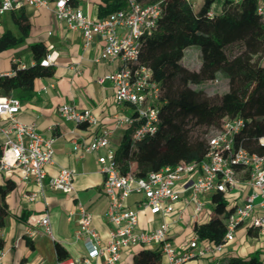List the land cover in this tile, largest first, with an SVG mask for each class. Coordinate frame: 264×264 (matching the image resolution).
Returning a JSON list of instances; mask_svg holds the SVG:
<instances>
[{
    "label": "built area",
    "instance_id": "2783aa9c",
    "mask_svg": "<svg viewBox=\"0 0 264 264\" xmlns=\"http://www.w3.org/2000/svg\"><path fill=\"white\" fill-rule=\"evenodd\" d=\"M25 5L47 7L50 0H0V17ZM52 10L68 29L82 32L85 48L96 37L103 40L97 60L120 62L119 68L109 75V79L117 104L131 105L134 114L119 116L117 125L129 129L139 123L133 134L134 139L155 133L160 120L162 88L153 78L152 69L141 64L140 51L143 39L157 28L162 13L161 3L127 0L125 7L104 17L85 13L73 0H56ZM259 12L264 14V2ZM57 57V51L48 52L41 63L53 65ZM4 74L0 71V75ZM21 107L22 102L18 97L0 94V117L5 120L0 125V132L5 136L0 155V176L10 169H21L22 179L36 187L27 195L32 201L43 195L47 187L64 193L75 192L74 168L64 167L57 175L48 176L47 167L55 162V139L43 135L36 123L20 121L17 114ZM58 111L75 123L98 122L91 109H79L73 104H62ZM244 124L241 117L226 118L221 130L209 138L210 149L204 160L182 161L176 166L152 171L147 177L136 176L132 168L128 172L122 171L117 160V149L112 146L107 133L96 135L91 140L76 141L75 151L81 156L99 153L98 161L104 175L103 191L109 201L105 216L112 229L109 239L105 241L93 226V213L82 201H78L77 210L70 215H77L75 239L83 243L84 252L79 256L57 260L54 264H118L124 249L135 246L159 247L167 264H185L192 259L212 257L223 251L228 243L235 240L242 224L264 232V154L250 152L238 144L237 136ZM260 141L264 144V137ZM245 173L248 176L242 178ZM185 191L190 192L188 202L193 204L195 217L206 211L211 196L216 192H247L243 195V202L237 204L226 219L227 232L223 243L203 241L196 230L184 243L172 239L171 226L185 221L183 207L176 206ZM133 194L142 196L138 209L127 206V200ZM142 211L161 215L160 225L148 230L141 229ZM37 232L54 237L49 212L26 231L30 237ZM4 256L5 250L0 249V264H3Z\"/></svg>",
    "mask_w": 264,
    "mask_h": 264
},
{
    "label": "trees",
    "instance_id": "16d2710c",
    "mask_svg": "<svg viewBox=\"0 0 264 264\" xmlns=\"http://www.w3.org/2000/svg\"><path fill=\"white\" fill-rule=\"evenodd\" d=\"M160 2L162 13L153 34L143 39L140 62L150 67L153 78L162 88L159 123L155 133L134 139L136 125L124 133L117 160L122 171L131 168L138 177L182 161L205 159L209 138L219 132L226 118L241 117L245 124L237 136L238 144L250 152L264 154V14L259 7L264 0H224L221 12L213 11L216 0H205L197 10L188 0H146ZM127 0L108 1L99 8V17L125 7ZM20 10V9H19ZM212 12V14H210ZM21 30L27 33L28 20L15 15ZM18 43L17 37L5 32L0 37V52ZM197 46L201 55L198 69L183 65L189 48ZM35 62L29 66L14 64L12 74L0 75V94L30 97L38 77L52 76L54 66L42 65L46 46L32 45ZM223 76L229 88L223 94H209L202 83ZM248 175L245 173L242 178ZM15 188L8 180L0 185V230L6 224L7 196ZM212 218L196 225V233L203 241L224 242L226 219L236 205L230 194L216 192L211 196ZM249 227L248 233H253ZM258 234L257 232H255ZM4 239L0 234V249ZM58 260L69 257L57 243ZM263 251L256 250L248 258L233 256L218 264H264ZM193 260V259H192ZM133 264H164L159 247L137 250Z\"/></svg>",
    "mask_w": 264,
    "mask_h": 264
},
{
    "label": "crops",
    "instance_id": "0c3cea01",
    "mask_svg": "<svg viewBox=\"0 0 264 264\" xmlns=\"http://www.w3.org/2000/svg\"><path fill=\"white\" fill-rule=\"evenodd\" d=\"M55 1L50 0L47 7L25 5L20 10L7 12L0 17V37L9 31L18 39L16 45L0 52V71L12 74L15 63L22 66L33 64L34 43H43L48 52L57 51L58 57L52 65L55 73L52 76L38 77L30 97H18L22 107L17 118L25 123H36L43 135L55 139V162L47 167L48 176L57 175L64 167L74 168L76 191L64 193L47 187L43 195L32 201L27 195L36 190V187L32 182L27 183L22 179L21 169L13 168L3 172L0 185H5L8 180L15 182V188L7 196L8 214L6 224L0 232L4 239L3 264H54L58 260L57 243L65 248L69 256L83 254V243L75 239L78 218L77 215H70L77 210L78 201H82L93 213V226L105 241L109 239L112 229L105 216L109 201L103 191L104 175L98 161L99 153L91 152L81 156L75 151V143L107 133L112 146L120 148L127 129L117 125L118 117L133 115L134 109L129 104L119 105L115 100V90L109 75L119 68L120 62L97 60L103 48V40L96 37L93 43L85 48L82 32L68 29L66 24L55 16L52 10ZM108 1L113 0H73L85 13L98 17L100 6H105ZM223 1L216 0L213 11L221 12ZM193 2L198 10L205 0ZM16 14H22L28 20L27 33L23 32L16 22ZM4 19L10 20V28L3 27ZM65 103L73 104L79 109H91L98 122L75 123L66 119L58 111ZM4 123L5 120L0 117V125ZM4 140L5 136L0 132V155ZM247 189L248 192L250 187ZM246 193H230V201L234 205L241 204ZM189 195L190 192L185 191L176 204L177 207H183L185 219L183 223L171 226V237L177 243L186 242L196 225L212 218L211 203L205 212L195 217L193 204L188 202ZM141 198V195L133 194L128 198L127 206L138 209ZM47 212L51 214L54 237L40 232L35 233L33 237L28 236L26 231ZM161 221L162 216L159 214L140 212L139 226L143 230L158 227ZM249 227L251 226L247 224L240 225L235 240L215 256L193 259L185 264H218L233 256L248 258L258 249L263 251L264 259V232L254 228L253 233L249 234ZM139 248L140 246H135L124 249L118 264H133L134 255ZM163 259L164 264H167L166 258Z\"/></svg>",
    "mask_w": 264,
    "mask_h": 264
},
{
    "label": "rangeland",
    "instance_id": "374dc122",
    "mask_svg": "<svg viewBox=\"0 0 264 264\" xmlns=\"http://www.w3.org/2000/svg\"><path fill=\"white\" fill-rule=\"evenodd\" d=\"M3 27L10 28L11 23L9 19H4ZM182 64L190 67L191 69H198L201 64V55L198 51L197 46H193L187 50L185 58L182 60ZM201 87H203L207 93L209 94H223L229 88L228 81L223 76H219L215 80H210L202 83ZM212 211H214L213 207H210ZM208 219V218H207ZM136 252V250H134Z\"/></svg>",
    "mask_w": 264,
    "mask_h": 264
}]
</instances>
